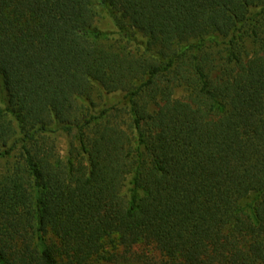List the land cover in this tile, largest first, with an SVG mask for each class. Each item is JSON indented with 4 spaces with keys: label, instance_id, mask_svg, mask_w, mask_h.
I'll list each match as a JSON object with an SVG mask.
<instances>
[{
    "label": "trees",
    "instance_id": "obj_1",
    "mask_svg": "<svg viewBox=\"0 0 264 264\" xmlns=\"http://www.w3.org/2000/svg\"><path fill=\"white\" fill-rule=\"evenodd\" d=\"M148 257L264 264V0H0V264Z\"/></svg>",
    "mask_w": 264,
    "mask_h": 264
},
{
    "label": "rangeland",
    "instance_id": "obj_2",
    "mask_svg": "<svg viewBox=\"0 0 264 264\" xmlns=\"http://www.w3.org/2000/svg\"><path fill=\"white\" fill-rule=\"evenodd\" d=\"M95 24L99 29L107 32L109 37L111 38L117 37V29L115 27V24L113 20L110 18V16L106 13V11L99 10V14L97 15ZM136 37L137 39H143V37L139 33L136 35ZM182 93H183V89L178 88L175 91V96H181ZM52 138L54 139L56 143L57 151L60 153V155H65L67 148H68V140H69L67 135L63 132H56L52 134ZM128 187H129V179L127 180L126 185L124 187L125 189L124 192H126V189ZM148 259L152 264H159L161 260L160 257H152V258L148 257ZM133 264H137V263L133 262ZM139 264H142V263H139Z\"/></svg>",
    "mask_w": 264,
    "mask_h": 264
}]
</instances>
